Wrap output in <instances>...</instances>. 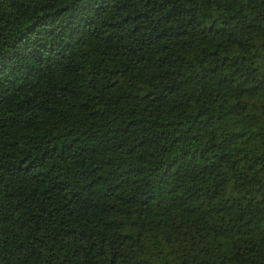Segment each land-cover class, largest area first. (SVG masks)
I'll return each instance as SVG.
<instances>
[{"label":"trees","instance_id":"16d2710c","mask_svg":"<svg viewBox=\"0 0 264 264\" xmlns=\"http://www.w3.org/2000/svg\"><path fill=\"white\" fill-rule=\"evenodd\" d=\"M0 264H264V0H0Z\"/></svg>","mask_w":264,"mask_h":264}]
</instances>
